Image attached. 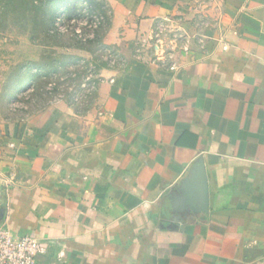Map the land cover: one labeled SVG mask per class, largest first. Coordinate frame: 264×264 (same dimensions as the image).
<instances>
[{
  "label": "crops",
  "instance_id": "0c3cea01",
  "mask_svg": "<svg viewBox=\"0 0 264 264\" xmlns=\"http://www.w3.org/2000/svg\"><path fill=\"white\" fill-rule=\"evenodd\" d=\"M125 62L94 106L0 119V226L39 264H264V0H104ZM216 26L170 62L132 55L158 20ZM202 162L208 205L184 185Z\"/></svg>",
  "mask_w": 264,
  "mask_h": 264
},
{
  "label": "rangeland",
  "instance_id": "374dc122",
  "mask_svg": "<svg viewBox=\"0 0 264 264\" xmlns=\"http://www.w3.org/2000/svg\"><path fill=\"white\" fill-rule=\"evenodd\" d=\"M104 3L105 16L97 9L91 14L84 3L77 4L75 15L56 9L58 33L49 35L37 25L43 13L25 11L19 4L17 11L6 16V8H1L0 119L23 122L54 110L84 113L94 106L104 71L125 62L118 47L104 40L111 23L110 8ZM176 22H151L128 50L152 61L170 62L176 50L199 47L216 30L204 13L190 17L184 25Z\"/></svg>",
  "mask_w": 264,
  "mask_h": 264
},
{
  "label": "trees",
  "instance_id": "16d2710c",
  "mask_svg": "<svg viewBox=\"0 0 264 264\" xmlns=\"http://www.w3.org/2000/svg\"><path fill=\"white\" fill-rule=\"evenodd\" d=\"M84 3V5H88L89 10L92 12L97 9L101 12V15H106L105 11V3L104 0L101 2H98L96 0H0V10L1 8H6V16L9 15V13L17 11V6L20 5L23 7V9L26 11L28 10H34L37 14H42L41 21L38 20V26L40 27L41 31L44 33L49 34H55L58 33L57 27L54 23V11L59 8H64L70 12V15L77 14V4ZM20 4V5H19ZM31 5V7L29 6ZM37 5L39 6L38 9ZM31 8V9H30ZM41 9L43 10L41 12ZM40 10V12H37ZM36 30V28H34ZM33 35L32 38L36 36L35 31H32ZM34 36V37H33ZM53 45H59V44H53Z\"/></svg>",
  "mask_w": 264,
  "mask_h": 264
},
{
  "label": "built area",
  "instance_id": "2783aa9c",
  "mask_svg": "<svg viewBox=\"0 0 264 264\" xmlns=\"http://www.w3.org/2000/svg\"><path fill=\"white\" fill-rule=\"evenodd\" d=\"M46 247L31 235H19L0 226V264H39Z\"/></svg>",
  "mask_w": 264,
  "mask_h": 264
},
{
  "label": "water",
  "instance_id": "95a60500",
  "mask_svg": "<svg viewBox=\"0 0 264 264\" xmlns=\"http://www.w3.org/2000/svg\"><path fill=\"white\" fill-rule=\"evenodd\" d=\"M186 190L185 199L192 204L193 202H198L201 204L202 208H206L208 205V185L206 172L203 163L200 161L194 165L192 169V178L189 183L184 185ZM4 207L0 208V219L4 215Z\"/></svg>",
  "mask_w": 264,
  "mask_h": 264
}]
</instances>
